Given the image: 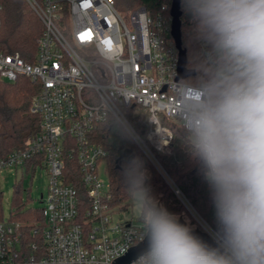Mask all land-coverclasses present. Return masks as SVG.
<instances>
[{
  "label": "built area",
  "instance_id": "1",
  "mask_svg": "<svg viewBox=\"0 0 264 264\" xmlns=\"http://www.w3.org/2000/svg\"><path fill=\"white\" fill-rule=\"evenodd\" d=\"M25 2L43 26L36 55L27 63L0 52V82L27 77L38 84L31 112L41 117L40 132L24 149L0 159V173L45 169L49 193L32 239L21 224L0 221V264H116L142 243L143 225L135 226L134 217L112 223L108 152L93 142L92 133L114 119L181 202L193 208L157 154H171L174 140L162 117L186 132V105L197 101L203 87L178 80L172 5L164 3L154 13L140 7L126 20L115 0ZM224 72L221 62L218 73ZM136 106L146 112L147 133L129 118ZM198 222L203 232L212 227L201 217Z\"/></svg>",
  "mask_w": 264,
  "mask_h": 264
},
{
  "label": "clouds",
  "instance_id": "2",
  "mask_svg": "<svg viewBox=\"0 0 264 264\" xmlns=\"http://www.w3.org/2000/svg\"><path fill=\"white\" fill-rule=\"evenodd\" d=\"M199 36L225 66L188 102L187 153L213 209L208 239L149 194L143 163L125 175L143 223L133 264H264V0H192Z\"/></svg>",
  "mask_w": 264,
  "mask_h": 264
},
{
  "label": "trees",
  "instance_id": "3",
  "mask_svg": "<svg viewBox=\"0 0 264 264\" xmlns=\"http://www.w3.org/2000/svg\"><path fill=\"white\" fill-rule=\"evenodd\" d=\"M173 0H115L118 9L123 11L145 7L156 12L164 3L172 5ZM0 12V52L19 55L25 62L32 63L37 51V41L43 26L25 0H2ZM192 0H180L182 47L187 53V68L195 71L185 82L204 87L211 76L218 74L221 61L211 52L210 46L199 36L196 24L191 18ZM38 92V84L27 77H20L14 84L0 82V159L13 151L24 149L40 132L41 117L31 112V104ZM136 115L130 117L135 127L147 133L150 129L146 112L136 106L130 110ZM163 124L174 134L171 154H157V158L167 175L175 182L195 210L213 226V209L210 192L198 174L194 161L187 153L186 132L162 117ZM92 140L103 145L108 152L105 160L106 174L110 185L111 206L117 210L129 209L133 194L125 175L127 159L120 160L125 150H132L146 171V187L149 194L170 212L178 214L182 206L163 179L153 169L145 157L134 146L121 126L108 119L92 133ZM29 168V166H28ZM76 176V175H75ZM78 178V173H77ZM73 181V180H72ZM75 181V180H74ZM73 181V182H74ZM80 182V180L76 179ZM17 188V197L21 196ZM4 220L2 193H0V221ZM22 225L27 240L33 238L32 231L43 221L42 211L25 206L21 199L16 200L15 210L10 219Z\"/></svg>",
  "mask_w": 264,
  "mask_h": 264
},
{
  "label": "rangeland",
  "instance_id": "4",
  "mask_svg": "<svg viewBox=\"0 0 264 264\" xmlns=\"http://www.w3.org/2000/svg\"><path fill=\"white\" fill-rule=\"evenodd\" d=\"M118 9V8H117ZM120 14L125 17L126 20L129 18V14L132 10L123 11L118 9ZM136 112H130L129 118L133 115H136ZM147 119V115H146ZM131 120V119H130ZM170 123L180 127L181 125L177 121H171ZM182 127V126H181ZM153 167V166H152ZM153 169L158 173V175L163 179L164 183L170 188L174 193L172 187L169 183L164 180L161 174L156 168ZM105 178V177H104ZM49 177L45 169L39 168L34 174L26 173L23 169L15 170H6L3 173H0V193H2V208H3V217L4 220L10 219L13 211L15 210L16 200L19 198L25 204L26 207L33 210H41L43 208V201L48 197L49 193ZM17 188L21 189V196L17 197L16 191ZM175 194V193H174ZM177 197V195H175ZM179 200L182 210L177 214L180 219H183L186 223L191 224L194 229H199L200 224L198 220L200 217L203 218L195 208L185 206L181 200ZM135 198L133 197L130 200V206L127 210H117L116 213L112 216V223L116 224L125 217H134V225L140 227L143 225L142 220L138 215V212L135 208ZM204 219V218H203ZM205 220V219H204ZM209 224V223H208ZM212 226V225H210Z\"/></svg>",
  "mask_w": 264,
  "mask_h": 264
},
{
  "label": "water",
  "instance_id": "5",
  "mask_svg": "<svg viewBox=\"0 0 264 264\" xmlns=\"http://www.w3.org/2000/svg\"><path fill=\"white\" fill-rule=\"evenodd\" d=\"M181 11H180V0H173L171 7V16H172V37L176 43V48L179 52V61H178V80H186L188 77L194 76L195 71L189 70L187 68V53L182 47V34H181ZM135 155L132 154V150H125L120 156V160L127 159L130 162ZM146 185V184H145ZM181 223H186L183 219H180ZM195 231L203 236L205 239H208L207 234L200 229H195ZM144 247L143 242L139 245L133 247L125 256L116 261V264H131L139 251Z\"/></svg>",
  "mask_w": 264,
  "mask_h": 264
}]
</instances>
